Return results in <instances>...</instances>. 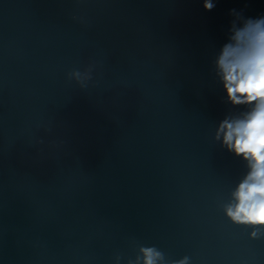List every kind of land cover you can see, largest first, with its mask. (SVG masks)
Here are the masks:
<instances>
[{
	"label": "water",
	"instance_id": "water-1",
	"mask_svg": "<svg viewBox=\"0 0 264 264\" xmlns=\"http://www.w3.org/2000/svg\"><path fill=\"white\" fill-rule=\"evenodd\" d=\"M215 5L0 0V264H114L132 240L264 264V238L218 208L246 169L213 141L230 105L211 65L231 10L264 0Z\"/></svg>",
	"mask_w": 264,
	"mask_h": 264
},
{
	"label": "clouds",
	"instance_id": "clouds-1",
	"mask_svg": "<svg viewBox=\"0 0 264 264\" xmlns=\"http://www.w3.org/2000/svg\"><path fill=\"white\" fill-rule=\"evenodd\" d=\"M211 11L215 0H202ZM226 41L213 53L215 81L222 85L221 102L230 105L216 124L213 141L244 164L245 172L218 201L233 225L248 229L250 239L264 238V15L251 18L231 10ZM92 68L72 70L69 79L86 87ZM133 255L117 253L114 264H191L190 256L169 258L155 245L131 241Z\"/></svg>",
	"mask_w": 264,
	"mask_h": 264
}]
</instances>
